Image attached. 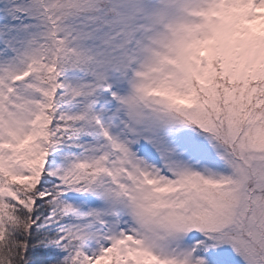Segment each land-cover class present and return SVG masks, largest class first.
<instances>
[{"label": "snow or ice", "instance_id": "obj_1", "mask_svg": "<svg viewBox=\"0 0 264 264\" xmlns=\"http://www.w3.org/2000/svg\"><path fill=\"white\" fill-rule=\"evenodd\" d=\"M0 264H264V0H0Z\"/></svg>", "mask_w": 264, "mask_h": 264}]
</instances>
